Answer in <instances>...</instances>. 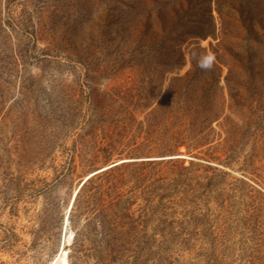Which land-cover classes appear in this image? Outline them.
Returning a JSON list of instances; mask_svg holds the SVG:
<instances>
[{
  "label": "rangeland",
  "instance_id": "374dc122",
  "mask_svg": "<svg viewBox=\"0 0 264 264\" xmlns=\"http://www.w3.org/2000/svg\"><path fill=\"white\" fill-rule=\"evenodd\" d=\"M110 258L264 264V0H0V264Z\"/></svg>",
  "mask_w": 264,
  "mask_h": 264
},
{
  "label": "trees",
  "instance_id": "16d2710c",
  "mask_svg": "<svg viewBox=\"0 0 264 264\" xmlns=\"http://www.w3.org/2000/svg\"><path fill=\"white\" fill-rule=\"evenodd\" d=\"M123 166L124 165H122V164L121 165L118 164V165H116V166H114L112 168H109V169L103 171L102 173H100L94 179H98L99 177L108 175L109 173H113L115 170H119ZM94 179L93 178H89L81 185V187L79 188V190L76 193L73 205H75V203L77 202L81 191L83 189H85ZM136 179H137V181H139L140 177L137 175ZM109 189L110 188L107 189L108 192H110ZM111 190L114 192V193H112V194H114L113 201L115 199V202L116 203L118 202V208L119 209L117 210V212L115 214L114 213L112 214L113 215L112 219H110V216H109V218L106 219L105 215L107 213H103L100 216L101 219L98 221V224H100L102 227H104L103 230H104V233L106 234V236L108 235L109 237H111L110 240H109V243H110V245L112 247H114V246H116L117 240L119 239L118 238L119 234L121 232H123V233L124 232L126 233V231L129 232V228H133L136 225L135 224L136 222H135V220L133 218V213L130 212L129 208L128 207H123V205H125V206L130 205L129 202H130V200H132L133 197L132 196L129 197V195H128V197L125 198L124 195L127 194L128 191H126V190L123 191L121 188L119 189L117 187H113V188H111ZM105 192L106 191H104V184L101 183V184H98L95 187L94 194L98 193V194L104 195V194H106ZM89 198H91V195L87 196V199H89ZM86 206H89V205H86ZM105 219L107 221H104ZM106 223H107V226H106ZM179 241L183 245L182 247H184L185 245L188 246L189 244L193 247L194 244H195L194 243L195 239L193 237H189V236L188 237H183V238L179 239ZM117 245H119V244H117ZM116 260H118V259L114 258L112 260V258H110L107 261H106V259H104V260L98 259L96 261H98L97 264H110V263H115L114 261H116Z\"/></svg>",
  "mask_w": 264,
  "mask_h": 264
},
{
  "label": "water",
  "instance_id": "95a60500",
  "mask_svg": "<svg viewBox=\"0 0 264 264\" xmlns=\"http://www.w3.org/2000/svg\"><path fill=\"white\" fill-rule=\"evenodd\" d=\"M127 161H128V160H120V161L114 162V163H112V164H110V165H108V166H106V167L100 169L99 171L92 173V175H90L89 177L93 176L94 174H96V173H98V172L104 171V170H106V169H108V168H111V167H113V166H116V165H118V164H120V163L127 162ZM89 177H87L86 179H84V180L81 182V184L79 185V187H80V186L84 183V181H86ZM74 196H75V194H74L73 197H72V200H71V203H70L69 208H70L71 205H72V202H73V200H74ZM67 221H68V213L66 214V216H65V218H64V224H67Z\"/></svg>",
  "mask_w": 264,
  "mask_h": 264
}]
</instances>
